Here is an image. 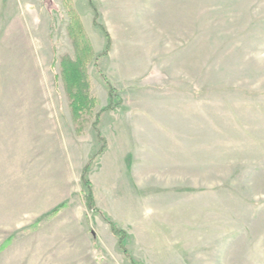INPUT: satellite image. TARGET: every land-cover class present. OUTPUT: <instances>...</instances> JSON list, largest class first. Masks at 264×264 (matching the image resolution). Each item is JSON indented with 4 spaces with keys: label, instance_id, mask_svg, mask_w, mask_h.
Returning a JSON list of instances; mask_svg holds the SVG:
<instances>
[{
    "label": "rangeland",
    "instance_id": "1",
    "mask_svg": "<svg viewBox=\"0 0 264 264\" xmlns=\"http://www.w3.org/2000/svg\"><path fill=\"white\" fill-rule=\"evenodd\" d=\"M94 4L112 37L96 68L105 39L88 0H0V247L12 238L0 264H130L83 198L108 99L100 71L123 105L102 114L108 149L90 179L97 207L134 237L133 256L264 264V0ZM72 16L95 54L97 104L81 134L61 75L76 57Z\"/></svg>",
    "mask_w": 264,
    "mask_h": 264
},
{
    "label": "trees",
    "instance_id": "2",
    "mask_svg": "<svg viewBox=\"0 0 264 264\" xmlns=\"http://www.w3.org/2000/svg\"><path fill=\"white\" fill-rule=\"evenodd\" d=\"M89 6L94 15L93 18V27L98 30L105 39L104 50L101 54L95 58V68L98 67V61L101 58H106L109 56V53L112 49V37L107 28L100 23V14L98 9L94 4V0H88ZM68 32L70 37L74 40L76 57L65 58L61 62V75L65 81V86L67 88L68 94L71 99V109L73 113L74 123L76 124V132L78 134L82 133V126H79L81 120V113L86 111H91L94 106L97 104L96 99L91 98L88 92V83H87V72L86 68L89 62L95 57L91 44L89 43L85 32L83 30L81 21L78 17L72 16L71 23L68 26ZM58 60L55 57L54 67L56 66ZM100 74L108 88V99L107 105L101 109L99 113L95 116V121L93 123V129L96 132L98 140V150L95 154L90 156L87 164L84 166L81 174V182L84 186L83 198L87 207V210L90 214L95 216H100L108 225L111 234L114 238L117 239L119 249L124 257L130 264H145L140 260L136 259L130 249V246L135 242L134 237L129 234L125 229L120 227V225L105 211L99 209L95 202L93 185L90 179L91 169L96 161H98L107 151L108 142L104 134L100 129L101 117L102 114L106 112H111L117 110L123 105V98L120 95V92L115 87L113 82L108 78L106 74L100 71ZM59 75H56V81H58ZM89 111V112H90ZM67 205L61 204L55 208L48 216V219H52L62 210H64ZM41 224L36 223L30 231L36 230ZM27 231V230H26ZM12 241V238L6 241L4 245L0 247V252L3 251Z\"/></svg>",
    "mask_w": 264,
    "mask_h": 264
}]
</instances>
